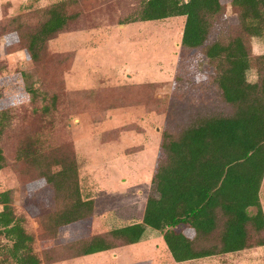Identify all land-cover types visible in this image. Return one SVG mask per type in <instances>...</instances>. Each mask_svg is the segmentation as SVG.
<instances>
[{
  "label": "rangeland",
  "instance_id": "374dc122",
  "mask_svg": "<svg viewBox=\"0 0 264 264\" xmlns=\"http://www.w3.org/2000/svg\"><path fill=\"white\" fill-rule=\"evenodd\" d=\"M221 3L209 42L238 35L237 10L229 0ZM143 4L0 0V111L8 113L0 135V193L10 191L41 264H178L159 231L145 228L140 242L125 246L112 231L142 223L162 134L176 138L197 120L230 116L235 108L214 84L204 48L181 47L185 19L134 22ZM56 6L67 24L33 61L29 38ZM249 46L247 80L254 83L264 39L251 38ZM59 161L76 169L80 197L93 201V212L57 229L56 217L71 205L66 190L74 185L72 172L60 192L46 184ZM259 201L264 215V177ZM96 236L118 247L74 257ZM212 238L217 242V234ZM257 241H264V232H250L245 250L181 264H264Z\"/></svg>",
  "mask_w": 264,
  "mask_h": 264
},
{
  "label": "trees",
  "instance_id": "16d2710c",
  "mask_svg": "<svg viewBox=\"0 0 264 264\" xmlns=\"http://www.w3.org/2000/svg\"><path fill=\"white\" fill-rule=\"evenodd\" d=\"M221 1L144 0L134 19L149 22L183 17L181 47L204 48L215 68L214 84L224 101L235 108L230 116L197 120L176 138L163 133L142 223L112 231L113 238L124 246L140 242L145 228L159 231L178 264L245 250L250 232H264L259 201L264 177V55L258 57V80H247L253 63L249 41L264 39V0H229L237 10L238 35L227 42H209L213 18L222 11ZM61 11L57 6L50 8L47 20L29 38L26 52L33 61L39 60L46 41L66 26L68 17ZM7 115L0 111V135L7 127ZM54 165L58 171L44 179L55 192L68 182L69 172L74 174V185L66 190L71 205L56 217L58 229L91 217L93 201L81 199L76 169H71L70 163ZM3 167L0 149V170ZM0 206V264H41L33 252L34 237L14 214L9 190L0 193ZM250 209L255 213L249 214ZM256 246H264V241H257ZM81 247L74 257L118 246L96 236Z\"/></svg>",
  "mask_w": 264,
  "mask_h": 264
},
{
  "label": "crops",
  "instance_id": "0c3cea01",
  "mask_svg": "<svg viewBox=\"0 0 264 264\" xmlns=\"http://www.w3.org/2000/svg\"><path fill=\"white\" fill-rule=\"evenodd\" d=\"M102 253H105V252H102ZM169 254V253H168ZM85 257H87V256H85ZM171 257V256H170ZM172 259V258H171Z\"/></svg>",
  "mask_w": 264,
  "mask_h": 264
}]
</instances>
